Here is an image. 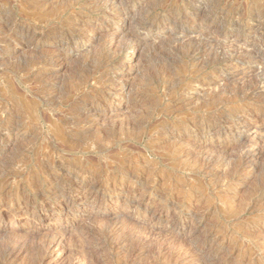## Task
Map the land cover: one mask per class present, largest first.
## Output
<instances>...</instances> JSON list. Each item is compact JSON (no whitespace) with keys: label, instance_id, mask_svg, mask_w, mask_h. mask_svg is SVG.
<instances>
[{"label":"rangeland","instance_id":"1","mask_svg":"<svg viewBox=\"0 0 264 264\" xmlns=\"http://www.w3.org/2000/svg\"><path fill=\"white\" fill-rule=\"evenodd\" d=\"M1 12L0 264H264V110L230 104L264 99V38L247 35L264 32V0H0ZM12 25L31 33L8 39ZM67 168L83 186L59 198L48 182Z\"/></svg>","mask_w":264,"mask_h":264},{"label":"bare ground","instance_id":"2","mask_svg":"<svg viewBox=\"0 0 264 264\" xmlns=\"http://www.w3.org/2000/svg\"><path fill=\"white\" fill-rule=\"evenodd\" d=\"M116 6H118V5H116ZM122 14L123 15L125 14L124 11H119L118 14H117L118 17H117V19H115V23L117 22V28L118 29L120 28L119 24H121L123 22L121 19H118L119 16H122ZM150 14H153V12H151ZM178 14H179L178 10L176 12L172 11V12H170V14H167L164 17L155 16L154 20L156 22L161 23L163 25V24H165L167 22H170L169 20L176 21ZM170 17H172V19H169ZM9 19H10L9 15H7L6 13H3V12L0 13V22L1 21H9ZM215 19L216 18L214 17L211 20V22H209V20H207L206 23L208 25H210ZM12 23H13V21L10 22V24H12ZM12 26L13 27L11 28V30H8V32L6 34V37L8 39H14L15 38V40L18 43L23 42V40H25L28 37V35L31 33L30 28H21V32H20V35H19L18 34V32H19L18 30H20V28L17 29L18 28L17 26H14V25H12ZM183 27H184V24L182 25L181 29H184ZM14 29H16V30H14ZM153 31H154V29H153ZM250 31H254V33H252V32L251 33H247V35H253V36H255V38H257L259 40L264 38V32L263 33L260 32L257 35L256 32L258 30L257 29L255 30L254 26H252V25H250ZM80 38H81V36H79V34H76L75 31H71L70 32V37H68V39L64 41V47L66 45H68L69 43H72V42H75V41L79 40ZM207 41H208L207 39H204L203 42H200L198 44L199 48H201V47L202 48H206L207 47V44H206ZM64 57H66V56H64ZM105 60H106V57L103 56L101 58V60L98 62L97 65H100L101 67L104 66V64L106 63ZM261 77H262V79H260V81H259L260 83L262 81H264V75H262ZM254 95H255V93H251L249 96H245V97H243L242 99H240L237 102L231 101L230 104H232V107L239 105L240 107H246L249 110H251L253 108V110H252L253 112L252 113H255V114L259 113L260 114V112H262L264 110V99H256L257 96H256V98H252V96H254ZM250 96H251V98H250ZM140 98H141V95L139 93H137L136 94V99L138 100ZM99 99L95 98V97H82V96L80 97L78 94H73L72 97L70 98V100H72L73 103H82V104L89 103L91 105L101 103L102 101H99ZM259 114H257V116H259ZM256 118L258 119V117H256ZM263 118H264V116H263ZM241 136L242 135H238V138L241 137ZM193 138L195 139V137H193ZM64 144L67 145V142H64ZM260 145H261V143L259 142L257 144L256 148H254L253 150L248 151L247 153L244 154L243 160H242V165H241V168L239 169L238 173L246 172L247 168L252 167V163H253V160H254L253 158L258 155V148L260 147ZM199 156H200V158H202L204 160H206V159L209 160L210 159V152H208L206 150V148L203 147L202 151L199 154ZM79 171L80 170H78L77 168H74V169L67 168L65 172L59 173L58 175H53V176L50 175V179H49V182H48V185H49L50 189L54 190V192L57 194V197L64 198L65 195L68 194V192L71 193L72 190L81 188L83 186V182H82V180L81 181L77 180V178L79 176H82L79 173ZM91 184L93 186L91 185V189H90L91 191L88 194V197H92L93 195L98 194V191L102 187L101 184L97 183V182L95 184L92 182ZM262 187L264 188V183H263ZM18 196L21 197V198H25V195L22 194V193L18 194ZM50 201H51V199H50ZM67 207H68V205H67ZM16 249H17V247H15L14 245L8 246L5 249V252H4L3 256L1 257V260L6 262L8 259L13 257L15 252H16Z\"/></svg>","mask_w":264,"mask_h":264}]
</instances>
